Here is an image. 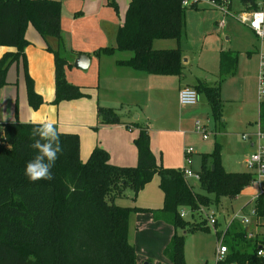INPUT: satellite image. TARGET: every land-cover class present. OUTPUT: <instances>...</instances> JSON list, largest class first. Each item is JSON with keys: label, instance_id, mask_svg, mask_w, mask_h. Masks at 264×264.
Masks as SVG:
<instances>
[{"label": "trees", "instance_id": "obj_1", "mask_svg": "<svg viewBox=\"0 0 264 264\" xmlns=\"http://www.w3.org/2000/svg\"><path fill=\"white\" fill-rule=\"evenodd\" d=\"M241 1L248 9L256 7L253 0ZM189 7L199 6L192 3ZM185 8L181 0H129L114 43L98 47L94 54L130 50L132 55L117 63L147 73L184 77L179 45L155 48L153 41L174 38L179 42ZM61 13V0H0V45L14 47L0 56V86L6 83L8 66L21 60L27 99L33 108L43 99L27 71L24 47L29 42L24 32L29 22L42 36L57 41L55 47L46 45L54 61L53 102L87 95L66 78L70 61L62 53ZM237 62L235 51L221 52L223 78L236 70ZM192 86L205 93L214 118H220L224 104L221 82L198 80ZM122 106L98 105L97 121L138 127L134 165L111 163L108 151L100 146H94L82 160L76 132L54 129L46 133L38 122H0V264H136L135 247L129 239L133 211H150L153 219L169 222L173 233L163 254L172 264H186L185 233L180 230L210 227L190 222L180 215L181 209L219 206L223 196L234 198L256 180L254 171L228 170L222 161V145L216 141L211 152L202 153L201 169L195 171L204 191L195 190L184 174L185 167L163 166L156 159L146 124L122 120ZM259 126L264 131V100L260 102ZM155 174L163 192L161 207L116 202L128 190L135 198ZM256 211L258 216L264 214V195L257 197ZM221 233L217 230L218 236ZM224 234L228 251L218 263L264 264V254H258V250L264 251V240L250 238L245 230L231 226Z\"/></svg>", "mask_w": 264, "mask_h": 264}, {"label": "crops", "instance_id": "obj_2", "mask_svg": "<svg viewBox=\"0 0 264 264\" xmlns=\"http://www.w3.org/2000/svg\"><path fill=\"white\" fill-rule=\"evenodd\" d=\"M61 2L60 27L64 40L62 53L70 61V65L66 66L65 69L66 78L68 81L80 85L87 95L73 99H63L57 103L53 102L54 61L53 54L46 48V45L49 44L55 47L57 41L52 36H42L34 25L29 22L24 32L29 42L24 47L27 71L33 78L35 90L42 95L43 100L37 108L30 106L26 94L22 62L21 60L12 62L6 71V83L0 86V122H38L44 125L46 133L54 129L76 132L79 136V154L82 160L88 157L94 146H100L108 151L111 163L134 165L137 161V149L134 139L139 132L138 127L131 123L121 122L98 123L96 116L98 105L113 107L123 105L119 110L122 120L128 122L138 120V122L147 125L150 135V149L163 166L187 167L185 148L192 147L190 144V141L193 142L191 134L198 131L203 139L209 137V135L204 137L201 131L195 129V120L205 117L203 123L206 125L207 130L209 127L210 132H215L213 130L217 128V120L224 121L228 119L227 116L223 117V115L220 118H214L211 105L204 92L199 91V100L193 104L186 105L179 102L178 90L180 87L184 85L192 86L198 80L209 83L204 71L195 67L187 74L183 68L184 77L180 78L176 74L147 73L117 63L118 59L128 58L132 53L127 57H120L123 55L113 56L115 52L95 55L94 50L98 47L114 43L117 27L123 21L129 0H61ZM241 5L243 9L246 8L245 3H241ZM229 7L232 8V0H229ZM6 50H14V47L0 45V56ZM80 52L89 56V63L86 67H80L73 63L76 55ZM185 60L186 58H182L183 66ZM162 84L167 86L164 87ZM167 90L175 93V102L178 105L175 111L169 108L167 101H165V109L162 108L164 94ZM202 95L205 98H202ZM128 110L130 113H128ZM211 122H213V126H210ZM256 131L250 132L251 146L254 145ZM244 133L248 136L247 132ZM213 145L215 146V143L211 144V147ZM202 147L206 148L200 149L206 150L204 152H211L214 149V147L213 149L208 148L203 142ZM222 161L226 167L224 160ZM228 170L254 171L247 165L241 168L232 167ZM191 177L192 175L187 176V179L189 180ZM196 179L199 181V178ZM158 181V175L155 174L138 191L135 198H132L130 190L127 191L124 197L130 200L129 204L131 205L159 208L163 204V192ZM254 182L257 181L254 180L234 198L228 196L221 198L220 204L216 208V216L220 221V207L226 206L228 217L224 226L220 221L219 231L222 232L223 230L224 233L229 226L233 227L238 216L249 205L253 206L249 207L250 211L248 212L257 214L256 199L260 195V187L261 184H264V181L258 185L259 192L252 197H248L249 193L246 194V190L247 188L250 189ZM241 198L242 201L237 202ZM241 217L245 222L250 223L249 215L246 214ZM245 217L248 220H245ZM258 222V224L251 223L255 226L254 229H251L250 226L249 229H244L241 226L239 229L245 230L248 236L252 235L250 238L257 237L264 240V214L259 216ZM215 231L217 236L216 240L214 239L212 250L204 252V245L199 255L196 256L195 264H233L218 263V260H216L219 241L217 229ZM172 233L173 226L163 219H153L150 211L131 212L129 217V239L135 247L136 264H172L171 260L163 254V249L169 242ZM184 233L186 240V231ZM226 244L228 246V242ZM184 256L186 264H191L185 251Z\"/></svg>", "mask_w": 264, "mask_h": 264}, {"label": "rangeland", "instance_id": "obj_3", "mask_svg": "<svg viewBox=\"0 0 264 264\" xmlns=\"http://www.w3.org/2000/svg\"><path fill=\"white\" fill-rule=\"evenodd\" d=\"M241 3L243 4L241 0H232V8L229 6L222 8L203 0L198 4L199 7L186 6L184 10V29L179 42L174 38H159L153 41L155 48L179 45L182 58H186L183 68L187 74L198 67L204 71L209 83L221 82V93L224 99L223 117L227 116L228 119L224 121L217 120V128L213 130L215 132H210L208 127L210 134L206 139H203L198 131L194 130L195 133L191 134L193 142L190 141V144L193 147V152L189 155L186 166L191 170L193 169V171L201 169L202 153L206 151L200 150L206 149L202 147V142L208 148L216 141L221 143L222 160H224L227 169L246 167L247 157L257 148V144L250 145V132L253 133L259 128L260 110L257 87L259 55L257 48L260 44L254 31L235 15L243 9ZM222 51H235L238 59L236 70L224 78L221 67ZM131 53L130 50H116L113 56L123 55L120 57H127ZM162 85L167 86L166 84ZM202 98H205V96L202 95ZM163 101L162 108L165 107V101H167L169 108L172 111L176 110L178 105L175 102L173 91L167 90ZM137 110L140 111L139 108ZM201 118V122L206 119L205 117ZM210 126H213V122ZM226 129L230 131L227 132ZM244 132L248 133L247 138L243 137ZM213 147L214 145L210 149H213ZM189 180L195 190L204 191L195 175H192ZM257 182H254L250 189L247 188L246 194L249 193L248 197H252L259 192L258 185H260V182ZM241 201L242 198L238 199L237 202L240 203ZM116 202L127 205L130 200L126 197H119ZM252 206L249 205L250 208ZM249 207L241 212L232 228L236 226L239 229L241 226L244 229H249L250 226L251 229H254L255 226L251 223H259V216L249 213ZM216 208L215 205H201L192 211L189 208L184 209L186 210L184 218L190 220V222H203L210 227L205 230L199 229L186 232L184 251L191 264L196 263V256L199 255L204 245V252L212 250L214 239L216 240L217 236L215 229L219 230L221 222L223 226L226 224L227 207H220L219 217L221 222L216 216ZM246 214L250 217V223L245 222L241 217ZM213 216L215 217L214 222H212ZM180 231L184 233V230Z\"/></svg>", "mask_w": 264, "mask_h": 264}, {"label": "built area", "instance_id": "obj_4", "mask_svg": "<svg viewBox=\"0 0 264 264\" xmlns=\"http://www.w3.org/2000/svg\"><path fill=\"white\" fill-rule=\"evenodd\" d=\"M203 0H181L184 6H189L192 3H201ZM217 7L229 6V0H205ZM252 3V2H249ZM256 7L248 9L244 8L240 13L235 14L239 20L246 23L256 34L260 46H258L257 51L259 54V69H258V95L259 101L264 100V0H253ZM229 11L228 9H226ZM178 100L181 104H193L199 100V91L196 90L191 85H184L178 90ZM195 129L203 133L204 137L209 135L206 125L200 120H195ZM243 137H247L244 133ZM253 144H257V148L252 152L246 159L247 165L254 169L256 173V181H264V131L260 129L255 132V140ZM192 152V147L188 146L185 148V153H188L186 159L189 160V154ZM184 174L186 176L195 175L199 178L198 173H195L190 168H184ZM260 194L264 195V184H261ZM185 210L181 209L180 215L184 216ZM245 220H248L245 217ZM215 221L213 216L212 222ZM218 248L216 250V260H221L228 251V246L225 243V234L222 233L218 236ZM258 254H264L263 249L258 250Z\"/></svg>", "mask_w": 264, "mask_h": 264}, {"label": "water", "instance_id": "obj_5", "mask_svg": "<svg viewBox=\"0 0 264 264\" xmlns=\"http://www.w3.org/2000/svg\"><path fill=\"white\" fill-rule=\"evenodd\" d=\"M185 59V58H184ZM73 63L80 67H86L89 63V56L86 53H78L73 61ZM185 232V230H184Z\"/></svg>", "mask_w": 264, "mask_h": 264}]
</instances>
